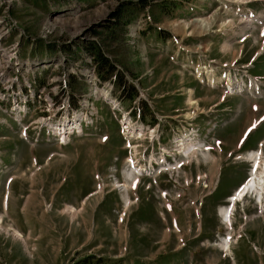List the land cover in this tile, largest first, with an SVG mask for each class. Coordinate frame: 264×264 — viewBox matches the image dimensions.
I'll return each instance as SVG.
<instances>
[{
	"label": "rangeland",
	"instance_id": "obj_1",
	"mask_svg": "<svg viewBox=\"0 0 264 264\" xmlns=\"http://www.w3.org/2000/svg\"><path fill=\"white\" fill-rule=\"evenodd\" d=\"M229 1L220 0L232 14L214 0H0L1 57L8 53L16 64L27 55L54 68L66 62L76 77L69 97L91 103L100 117L63 147L32 148L0 126V157L10 167L0 172V264H241V255H247L244 264H255L253 241L264 246V211L257 213L254 194L235 206L229 227L223 221L228 209H221L224 195L251 175L249 156L264 137V89L256 99L223 95L220 70L214 88L195 76L197 67L222 64L231 67L233 84L239 69L264 80V29L232 16L239 6L264 23V1ZM146 19L148 26L133 31ZM217 29L220 34L212 33ZM4 67L0 63V71ZM89 74L104 76L106 91L93 94ZM104 98L117 102L119 111ZM122 115L135 132L142 130L130 136L133 155L152 138L153 155L159 138L171 149L174 143L166 140L173 131L213 142V151L190 154L189 166L171 177L130 185ZM261 149L264 167V143ZM127 184V190L118 188ZM28 198L33 201L24 205ZM227 234L228 250L222 245Z\"/></svg>",
	"mask_w": 264,
	"mask_h": 264
},
{
	"label": "bare ground",
	"instance_id": "obj_2",
	"mask_svg": "<svg viewBox=\"0 0 264 264\" xmlns=\"http://www.w3.org/2000/svg\"><path fill=\"white\" fill-rule=\"evenodd\" d=\"M241 1L243 2V0H241ZM262 1H264V0H254V2H262ZM203 27H204L203 30H205V31H208L210 29V25L206 24V23L203 25ZM243 31H244V29H243ZM89 81H90V79H89ZM257 155H258V157H257ZM249 157H250V160L253 162V167H252L250 179H248V181H246L244 184H242V190L241 191H240V189L239 190L237 189L238 191H236L234 193V195L230 197V199H229V201H230L229 204L231 205L230 208L226 207V208H222L221 209V213H222L223 210H227L228 209L227 218L223 217V214H222V217H223L224 221H227L228 223L230 222V216L233 213V209L235 208V205L237 203H239L240 201H242L245 198L246 195L251 194V193L255 194V196H256V198H258L259 202H262L261 198H262V194L264 193V171L261 170L260 173H258V174L256 173L257 169H261L262 168V166L260 164L261 163V157H260L259 153H253ZM254 163H255V166H254ZM127 187H128V184L125 185V186L124 185L123 186H121V185L118 186V188H124L126 190H127ZM128 202H129V200L127 199V204L130 203V202L129 203ZM8 206H9V204H8ZM261 211H264V209L262 208ZM69 212H74V209L69 210ZM0 223H1V218H0ZM14 237L16 239L20 240V238L15 233H14ZM222 245L226 248V250H228V248L230 246V237H228L227 240H224Z\"/></svg>",
	"mask_w": 264,
	"mask_h": 264
},
{
	"label": "crops",
	"instance_id": "obj_3",
	"mask_svg": "<svg viewBox=\"0 0 264 264\" xmlns=\"http://www.w3.org/2000/svg\"><path fill=\"white\" fill-rule=\"evenodd\" d=\"M260 256L258 257V260L260 261L259 264H264V246H260L259 248Z\"/></svg>",
	"mask_w": 264,
	"mask_h": 264
},
{
	"label": "trees",
	"instance_id": "obj_4",
	"mask_svg": "<svg viewBox=\"0 0 264 264\" xmlns=\"http://www.w3.org/2000/svg\"><path fill=\"white\" fill-rule=\"evenodd\" d=\"M102 65V64H101Z\"/></svg>",
	"mask_w": 264,
	"mask_h": 264
}]
</instances>
